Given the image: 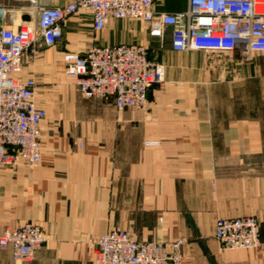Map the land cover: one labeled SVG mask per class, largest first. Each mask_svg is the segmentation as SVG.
<instances>
[{
	"label": "crops",
	"instance_id": "crops-1",
	"mask_svg": "<svg viewBox=\"0 0 264 264\" xmlns=\"http://www.w3.org/2000/svg\"><path fill=\"white\" fill-rule=\"evenodd\" d=\"M186 7V0L156 4ZM32 16L29 2L0 0V30ZM92 21L71 16L60 40H40L25 56L24 75L37 81L49 115L41 162L0 166V234L34 222L46 240L30 261L0 247V264H95L94 243L113 228L145 241L185 238L183 264H264V53L212 62L201 50H174L169 31L155 51L167 65L164 82L151 86L144 108L119 109L112 98L80 95L63 54L94 39L148 42L149 27L111 18L95 37ZM247 214L261 222L260 245L222 246L218 218Z\"/></svg>",
	"mask_w": 264,
	"mask_h": 264
},
{
	"label": "built area",
	"instance_id": "built-area-1",
	"mask_svg": "<svg viewBox=\"0 0 264 264\" xmlns=\"http://www.w3.org/2000/svg\"><path fill=\"white\" fill-rule=\"evenodd\" d=\"M29 2L33 16L18 27L0 30V166H35L42 160L43 123L49 112L39 102L35 78L25 76V56L37 44H54L64 35L71 16H92L95 37L111 18L148 24L164 42L170 31L176 51L239 52L248 59L264 53V0H186L180 10H159L164 0H69L56 6ZM65 71L86 97L112 98L119 109L147 105L150 87L164 79L165 66L149 57L142 43L99 44L66 50ZM81 144V143H80ZM257 217L219 218L216 236L228 248L261 243ZM44 240L41 226L25 222L6 227L2 247L12 245L16 258L28 259ZM183 238L172 242L140 241L128 230L113 228L100 236L96 264H183Z\"/></svg>",
	"mask_w": 264,
	"mask_h": 264
},
{
	"label": "rangeland",
	"instance_id": "rangeland-1",
	"mask_svg": "<svg viewBox=\"0 0 264 264\" xmlns=\"http://www.w3.org/2000/svg\"><path fill=\"white\" fill-rule=\"evenodd\" d=\"M137 21V20H136ZM136 21H130V22H133V24H134V27H137V28H141V26L143 25L144 26V28L146 27V25H148V24H146V23H143V24H141L140 22L141 21H139V22H136ZM135 24H137V26L135 25ZM133 26V25H132ZM149 27V26H148ZM107 29V28H106ZM105 29V30H106ZM104 30V31H105ZM104 31H102V32H100L99 34L101 35ZM148 33H149V36L151 37V38H149V40H148V42H139V43H142V44H144V45H146L147 47H148V53H149V57H150V59H152L153 61H156V62H159V63H161V64H164V66H165V74H164V79L162 80V81H160V82H155V83H153L152 85H154V84H161L162 82H164V80H165V78H166V72H167V65H166V63L164 62V61H162L161 60V58H160V55H158L157 54V52H155V51H158V48H162V47H164V45L166 44V40L164 41V42H161V40H160V38H158V37H156V36H154V35H152L151 34V31H150V28H148ZM155 49V50H154ZM153 50H154V52H153ZM261 53V52H260ZM203 54H204V56H205V58H208V59H210L212 62H213V60H214V57L215 56H221V55H226V54H228V53H213V52H204L203 51ZM239 56V61H241V62H250V61H252L253 59H254V57L256 56V53H254V55L252 56V57H250V58H248V59H244L240 54L238 55ZM71 78V77H70ZM76 84V83H75ZM151 85V86H152ZM77 86V85H76ZM78 87V86H77ZM151 88V87H150ZM39 92H40V90H39ZM79 93H80V95H82V96H84L85 98H90V97H86L81 91H80V89H79ZM254 95V94H253ZM93 98H99V97H92V98H90V99H93ZM101 99H104V98H101ZM148 101H149V95H148ZM148 101H147V103H148ZM146 106V105H145ZM145 106H142V107H138V108H144ZM117 107V106H116ZM118 108V107H117ZM126 108H128V107H126ZM124 109V108H123ZM148 143H151L152 141H150V140H148L147 141ZM155 142V141H154ZM81 145V144H80ZM22 165V164H21ZM247 215H253V216H255V217H257L256 215H254V214H247ZM243 216H246V215H243ZM237 217H242V216H237ZM237 217H229V218H237ZM220 218H223V217H220ZM219 219V218H218ZM257 219L259 220V218L257 217ZM218 221V220H217ZM259 223H260V229H261V222H260V220H259ZM216 224H217V222H216ZM118 229H121V228H118ZM41 230L43 231V235H44V240H43V242H42V244L35 250V252H34V254H33V256L32 257H30V258H28V259H20V258H16L15 256H14V254H13V247H12V245L10 244V245H8V246H5V247H3V248H10L11 249V253H12V256H13V258L14 259H16V260H25V261H30V260H33L34 258H35V256H36V254H37V252H38V250L43 246V244H44V242H45V240H46V237H45V233H44V230H43V228L41 227ZM126 230V229H125ZM4 231V230H3ZM3 231H2V233H3ZM1 233V234H2ZM1 234H0V236H1ZM215 237L217 238V236H216V232H215ZM136 238V237H135ZM182 238V237H181ZM99 239V238H98ZM184 239V242H183V244H182V255H183V245H184V243H185V238H183ZM218 239V238H217ZM139 240V239H138ZM219 240V239H218ZM260 240H261V234H260ZM141 241V240H140ZM142 241H145V240H142ZM157 242H162V241H157ZM219 242L221 243V241L219 240ZM166 243V242H165ZM222 244V243H221ZM260 245V244H259ZM258 245V246H259ZM96 246H97V240L95 241V243H94V246H93V252H94V255H95V250H96ZM222 246H224L223 244H222ZM0 247H2L1 245H0ZM224 247H226V248H228L227 246H224ZM257 247V246H256ZM231 249H237V248H231ZM95 264H96V255H95Z\"/></svg>",
	"mask_w": 264,
	"mask_h": 264
},
{
	"label": "water",
	"instance_id": "water-1",
	"mask_svg": "<svg viewBox=\"0 0 264 264\" xmlns=\"http://www.w3.org/2000/svg\"><path fill=\"white\" fill-rule=\"evenodd\" d=\"M30 19V18H29Z\"/></svg>",
	"mask_w": 264,
	"mask_h": 264
}]
</instances>
